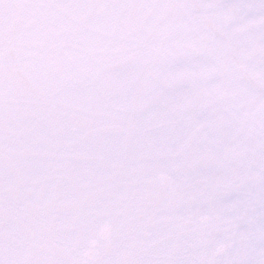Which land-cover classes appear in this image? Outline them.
Instances as JSON below:
<instances>
[{
    "label": "snow or ice",
    "instance_id": "obj_1",
    "mask_svg": "<svg viewBox=\"0 0 264 264\" xmlns=\"http://www.w3.org/2000/svg\"><path fill=\"white\" fill-rule=\"evenodd\" d=\"M0 264H264V0H0Z\"/></svg>",
    "mask_w": 264,
    "mask_h": 264
}]
</instances>
